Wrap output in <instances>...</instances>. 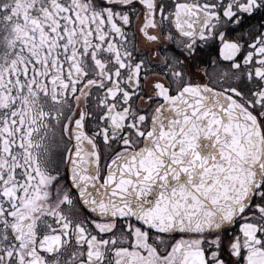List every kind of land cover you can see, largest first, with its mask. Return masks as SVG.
<instances>
[{
  "label": "snow or ice",
  "instance_id": "6c2138e0",
  "mask_svg": "<svg viewBox=\"0 0 264 264\" xmlns=\"http://www.w3.org/2000/svg\"><path fill=\"white\" fill-rule=\"evenodd\" d=\"M0 264H264V0H0Z\"/></svg>",
  "mask_w": 264,
  "mask_h": 264
}]
</instances>
